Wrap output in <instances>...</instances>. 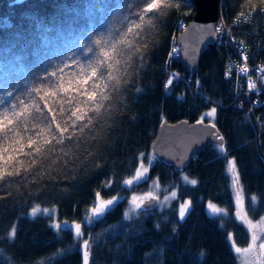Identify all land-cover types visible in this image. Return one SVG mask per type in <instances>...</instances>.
Here are the masks:
<instances>
[{"label": "trees", "instance_id": "obj_1", "mask_svg": "<svg viewBox=\"0 0 264 264\" xmlns=\"http://www.w3.org/2000/svg\"><path fill=\"white\" fill-rule=\"evenodd\" d=\"M151 2L0 0V148L9 149L6 160L14 157L0 165V264H84V240L88 264H238L228 234L238 246L248 245L250 235L234 218L228 161L236 166L246 218L263 219L264 103L233 101L219 45L200 55L194 74L172 55L174 36L194 13L192 0H157L144 13ZM219 11L227 26L255 11L250 24L258 33L248 38L244 24L233 33L244 37V30L251 58L264 60V0H221ZM170 71L190 84H168ZM77 108L81 119L72 115ZM163 120L215 125L224 151L208 144L174 170L150 149ZM21 146L23 152L14 151ZM141 166L149 181L176 196L162 210L141 205L126 218L129 196L146 184L125 181ZM182 176L197 183H183ZM97 194L115 204L86 222ZM184 199L190 209L180 220ZM207 202L226 216H209ZM77 223L81 237L68 227Z\"/></svg>", "mask_w": 264, "mask_h": 264}, {"label": "water", "instance_id": "obj_2", "mask_svg": "<svg viewBox=\"0 0 264 264\" xmlns=\"http://www.w3.org/2000/svg\"><path fill=\"white\" fill-rule=\"evenodd\" d=\"M221 0H192L194 13L175 38L179 49V64L189 74L197 71L201 53L214 48L216 44L215 27ZM216 126L211 123L180 120L168 123L163 120L151 144L152 155L174 170L183 169L191 157L202 151L208 144H223ZM156 203L154 199L145 200L143 208L148 209Z\"/></svg>", "mask_w": 264, "mask_h": 264}, {"label": "built area", "instance_id": "obj_3", "mask_svg": "<svg viewBox=\"0 0 264 264\" xmlns=\"http://www.w3.org/2000/svg\"><path fill=\"white\" fill-rule=\"evenodd\" d=\"M254 13L255 11L245 18L238 16L229 23V26L224 25L219 16L218 28L230 36L232 42L229 44L227 42L222 47L226 52L227 59L230 58V55H228L229 51H232L235 56L232 60L226 62L224 72V77L230 84L233 101L237 105L252 103L255 107H260L264 103V63L251 58V48L248 46V40L245 37L247 33L244 30H241L244 37L233 33V30H237L243 24L250 29L248 38H252L254 32L258 33V31H255L256 28L253 27L252 23L250 24ZM241 69H246V71L242 72ZM170 79L173 81L174 77H168L167 83Z\"/></svg>", "mask_w": 264, "mask_h": 264}, {"label": "rangeland", "instance_id": "obj_4", "mask_svg": "<svg viewBox=\"0 0 264 264\" xmlns=\"http://www.w3.org/2000/svg\"><path fill=\"white\" fill-rule=\"evenodd\" d=\"M172 55L175 56L177 54L173 52ZM181 179L183 183L190 184L191 180H189L187 177L182 176ZM140 183H145L146 185L143 187V189L137 192L131 193V195L129 196L127 200L126 212L130 215L137 213L139 210V209L133 210V206H132L133 196L142 197V196H147L148 193H151L153 197L157 198V202L150 208H156L157 210H162L163 208H165L169 204V202L173 200L176 196L174 189L167 190L164 186L162 187L157 181L155 180L149 181L146 178L145 172L142 175V177L139 178L138 180L136 179V175H135V178L132 180L131 184H140ZM173 193H175V196H173ZM106 200H109V199L100 198V201H106ZM244 201H245V198H244V195L242 194V201L238 208L237 203H236V197L234 198L235 208H236L234 211V218L245 224L248 230L247 233L250 235L249 243L248 245H245V246H238L236 242L234 241L231 234H228V242L230 244L232 251L237 255L238 264H264V250L260 249L259 247L261 243H264V218L261 220L253 221V222L249 221V219L246 218L244 211H243ZM185 203H187V208L185 210L184 217L186 216V214L188 213L190 209L189 199L179 200V203H178V217L180 220L184 218L180 216V207L181 205ZM96 204H97V197H96L95 204L91 208L95 207ZM114 204H115V200L112 205H109L106 208H109L113 206ZM210 205L217 209H222L223 211L213 212L212 207H210ZM90 209L88 210L87 215H86V220H85L86 222H89L92 218H95V217H92ZM205 210L209 216H226V212L223 208L217 205H214L210 202L206 203ZM68 227H71L75 233L74 227L72 226H68ZM253 237H255V239H253ZM236 248H240L241 251L237 253L235 251ZM245 249H248V251H245Z\"/></svg>", "mask_w": 264, "mask_h": 264}, {"label": "snow or ice", "instance_id": "obj_5", "mask_svg": "<svg viewBox=\"0 0 264 264\" xmlns=\"http://www.w3.org/2000/svg\"><path fill=\"white\" fill-rule=\"evenodd\" d=\"M157 0H152L151 3H148L146 7L143 8V12L144 13H152L154 9L157 8ZM140 19L143 20L144 19V16L141 15L140 16ZM132 29L129 28V32H131ZM217 32L220 31L219 28L216 29ZM99 43V42H97ZM176 49H173V52H175ZM242 72L246 71V69H241ZM53 75H55V73H53ZM101 78H103L101 76ZM81 83L83 84H87L88 81L87 80H84V81H81ZM169 84L172 83V80L170 79L168 81ZM61 87H63V85H61ZM69 89H65V91H68ZM95 96V93L92 92V93H89L88 94V97L87 99L88 100H93ZM107 95L104 96V99H107ZM41 99H44V97H41ZM45 107H48V104H45ZM79 108H77L76 111H74L72 113L73 116H77V112H79ZM216 109L213 108L210 112L207 113V116H212L214 113H215ZM82 117L81 116H77V119H81ZM54 122H55V118H54ZM2 123V122H0ZM197 123H200V121H197ZM61 126L59 124H57V129L60 130ZM67 129H63V131H66ZM49 135L52 136L53 139H57L54 135V133H52L51 131H49ZM220 139L222 140L223 137H220ZM62 142V139H57V143H61ZM35 143V141L33 140H29L27 142V147L29 149L33 148V144ZM14 151H19V152H23V146H21L20 148L18 149H14ZM42 151L41 147L37 144V146L35 147V152L37 153H40ZM220 151L223 152L224 151V148H223V145L220 146ZM6 152H9V149L8 148H0V165H4L7 163V161H11L14 157L12 155H9L7 156V160L5 159V155L4 153ZM27 155H30V153H28ZM33 163H35V160H33ZM228 171L232 174V187L235 191V196H236V203H237V207L239 208L240 204H241V201H242V193H241V190H240V183H239V176L238 174L236 173V166H235V163L233 160H229L228 161ZM148 169L146 168H143V166H141V168H138L137 171H136V179L138 180L139 178L142 177V175L144 174V172H147ZM7 176H12L13 175V171H8L7 173ZM16 175H19V170L17 169L16 172H15ZM4 177H5V169L3 167H0V181L4 180ZM126 184H131L132 181H125ZM191 184L195 185L197 183V181L195 179L191 180L190 181ZM173 196H175V193H173ZM146 199H155V197L152 196L151 193H148L147 196H142V197H136V196H133L132 197V206H133V210L135 209H140L141 208V205L144 203V201ZM256 199L255 196L252 197V200L254 201ZM114 203V199H109V200H106V201H100V198H99V194H97V204L95 207L91 208L90 209V212L92 214V217H100L107 206L109 205H112ZM210 207H212V211L213 212H219V211H223L222 209H217L213 206L210 205ZM187 208V203L181 205L180 207V216L181 217H184L185 215V210ZM33 213H35L37 211V209H33L32 210ZM125 217L127 218L128 217V213L126 212L125 213ZM72 227H74L75 229V235L76 237H81L82 236V232H81V225L79 223L73 225ZM253 239H255V237H253ZM260 249L264 250V243H261L259 245ZM88 248H89V241L88 240H84V251H83V260H84V264H88ZM235 251L237 253H239L241 251L240 248H236ZM245 251H248V249H245Z\"/></svg>", "mask_w": 264, "mask_h": 264}, {"label": "bare ground", "instance_id": "obj_6", "mask_svg": "<svg viewBox=\"0 0 264 264\" xmlns=\"http://www.w3.org/2000/svg\"><path fill=\"white\" fill-rule=\"evenodd\" d=\"M219 10H220V7H219ZM219 16L221 17V15H220V11L218 12V20H217V24L219 23ZM218 27H219V26L215 27L216 44L219 45L220 47H223L227 42H228V44H229V43H232L231 40H230V36H228L227 34H225L224 32H222L221 30H220L219 32L216 31V29H217ZM179 32H180V31H179ZM179 32H178V33H179ZM178 33H177V34H178ZM177 34L174 36V39H173L172 53H173V49H176V51H175L174 53H176L177 55H179V49H178V47H177L176 44H175V38H176ZM217 45H216V46H217ZM220 50H221V49H220ZM205 51H206V50H205ZM221 51H222V50H221ZM203 52H204V51H203ZM203 52H202V53H203ZM202 53H201V54H202ZM233 58H234V54H233L232 56H230L229 59H227V57H226L227 60L225 61V63H226L227 61H229V60H232ZM262 59H264V55H263V58H262ZM262 61H264V60H262ZM170 76H173V77H174V80H176V79H182V80H184L186 86H188V85L190 84L189 78L184 77L183 75H181L180 73H178V72H176V71H170L168 77H170ZM154 200H156V202H157V198H156V197H155Z\"/></svg>", "mask_w": 264, "mask_h": 264}, {"label": "clouds", "instance_id": "obj_7", "mask_svg": "<svg viewBox=\"0 0 264 264\" xmlns=\"http://www.w3.org/2000/svg\"><path fill=\"white\" fill-rule=\"evenodd\" d=\"M207 255V250L206 249H201L200 250V253H199V256L201 257V258H203V257H205Z\"/></svg>", "mask_w": 264, "mask_h": 264}]
</instances>
